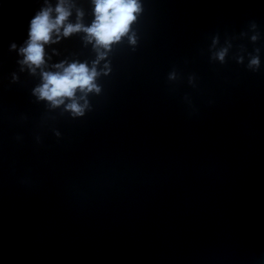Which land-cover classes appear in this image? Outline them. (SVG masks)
<instances>
[{
	"label": "water",
	"instance_id": "water-1",
	"mask_svg": "<svg viewBox=\"0 0 264 264\" xmlns=\"http://www.w3.org/2000/svg\"><path fill=\"white\" fill-rule=\"evenodd\" d=\"M70 3L90 25L91 0ZM142 4L135 50L113 46L74 119L18 63L44 0H0V264H264V0ZM217 35L233 44L223 64ZM84 37L46 45L47 70L91 67ZM241 45L261 48L258 72L234 58Z\"/></svg>",
	"mask_w": 264,
	"mask_h": 264
},
{
	"label": "clouds",
	"instance_id": "clouds-1",
	"mask_svg": "<svg viewBox=\"0 0 264 264\" xmlns=\"http://www.w3.org/2000/svg\"><path fill=\"white\" fill-rule=\"evenodd\" d=\"M44 2L45 6L30 21L28 39L18 48L19 55L23 57L18 63L21 65V71L26 67L32 75H36L39 70L41 83L33 89V95L39 100L48 101L52 108L63 105L64 110L74 119L84 117L86 112L92 110L89 94H101L102 86L97 83V78L101 75L107 76L111 72L110 62L105 63L102 70H98L101 61H105L113 46L126 37L135 50L138 36L134 25L144 11L142 0H91L94 19L90 25L83 23L85 13L82 9L76 10V22L70 21L74 6L70 0H58L55 7L49 0ZM249 29L252 33L250 41L255 44L261 38L258 26L255 22H251ZM80 32L85 33L84 39L93 45L97 53V58L92 61L91 67L87 62L64 61L53 65L54 71L47 70L45 46ZM248 35V32L241 33V37ZM219 44L220 38L217 35L213 37L210 47L211 60L223 64L227 62L233 44L231 39L226 40L223 47H218ZM17 47L14 42L10 46L11 50H17ZM245 52H247L246 47L241 45L239 53L234 57L238 63H244ZM260 54L259 47L253 52H247V68L250 71L258 72L261 69ZM178 78L179 74L176 70L169 73V81H176ZM17 79L18 77L13 74V80ZM195 79V76L188 78L189 83L194 87ZM185 99L187 100L188 97Z\"/></svg>",
	"mask_w": 264,
	"mask_h": 264
}]
</instances>
